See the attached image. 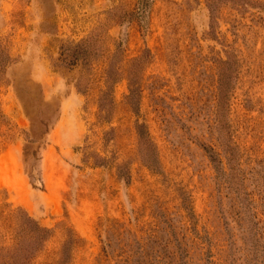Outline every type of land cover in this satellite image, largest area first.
I'll use <instances>...</instances> for the list:
<instances>
[{"label": "rangeland", "instance_id": "obj_1", "mask_svg": "<svg viewBox=\"0 0 264 264\" xmlns=\"http://www.w3.org/2000/svg\"><path fill=\"white\" fill-rule=\"evenodd\" d=\"M4 206L33 264H264V0H0Z\"/></svg>", "mask_w": 264, "mask_h": 264}, {"label": "trees", "instance_id": "obj_2", "mask_svg": "<svg viewBox=\"0 0 264 264\" xmlns=\"http://www.w3.org/2000/svg\"><path fill=\"white\" fill-rule=\"evenodd\" d=\"M226 82L221 80V88ZM137 87L130 80L128 99L133 100L131 105L137 102ZM101 113L107 111L104 102L100 103ZM139 134L143 153L147 161H152L150 158V149L153 142L150 139L149 133L145 130V123L139 124ZM0 212V264H33L36 254L43 248L44 243L49 238L48 229L41 226L22 208L2 207ZM7 238L11 242H5ZM65 250H63V255ZM65 263V260H63Z\"/></svg>", "mask_w": 264, "mask_h": 264}]
</instances>
